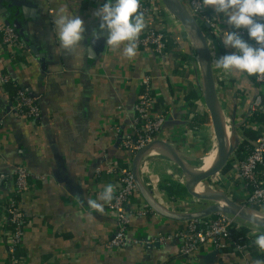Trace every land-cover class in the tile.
Returning a JSON list of instances; mask_svg holds the SVG:
<instances>
[{"label":"crops","instance_id":"1","mask_svg":"<svg viewBox=\"0 0 264 264\" xmlns=\"http://www.w3.org/2000/svg\"><path fill=\"white\" fill-rule=\"evenodd\" d=\"M105 2L0 0V22L4 23L6 18L13 20L15 16L9 13L16 10V18L21 22L19 28L23 31V36H19L22 47L14 48V58L0 44V264H9L3 217L13 194V169L18 165L41 177L39 181H31L30 190L21 202L27 224L18 251L19 264H255L257 260L264 261V251L254 245L252 234L253 240L242 252H220L202 245L188 258L179 255L180 239L174 238L166 244L154 241L183 224L155 213L145 198L165 212L189 214L182 211L179 198L170 200L161 189L171 184L165 182V185L161 175L172 159L176 162L175 157L185 166L202 156L197 139L201 127L194 131L188 127V113L200 102L188 98V93L199 87L200 75L193 65L191 41L185 39V35L190 39L189 36L177 28V20L166 11V27L178 48L167 53L165 60L148 49H137L135 57L128 59L123 55V44L114 49L106 45L104 38L93 44L91 33L99 30V20L93 13ZM61 9L64 14H78L85 21V40L74 53L61 49L56 36L54 19ZM206 10L223 19L211 7ZM226 25L224 30L233 29ZM210 38L214 59L234 51L225 47L219 36ZM90 47H94L95 56L87 54L86 49ZM213 71L214 77L220 72L225 75L222 83L215 79L216 89L219 102L233 115L234 126L237 109V125L245 122L256 91L252 81L236 70L225 72L215 67ZM3 76H8V83L1 82ZM144 76L151 77L154 110L165 116V123L159 133L161 141L150 146L136 162L131 159V169L136 163L135 177L142 193L137 191L129 200L132 216L127 236L151 243L108 250L106 245L116 229V220L106 210L107 203L99 197L108 184L115 190L117 178L104 170L108 165L120 166L130 160L119 148L114 129L119 128L121 134L131 132L134 106ZM9 85L38 98L40 118L36 122L11 115ZM240 92L246 95L242 107L236 100ZM156 146L158 152L151 154ZM97 167L103 171L95 176ZM231 177L223 184L227 187V181H233L228 186L233 197L235 188L241 186L236 174ZM89 199L103 204V213L91 209L87 204ZM140 210H144V215L136 214Z\"/></svg>","mask_w":264,"mask_h":264},{"label":"built area","instance_id":"2","mask_svg":"<svg viewBox=\"0 0 264 264\" xmlns=\"http://www.w3.org/2000/svg\"><path fill=\"white\" fill-rule=\"evenodd\" d=\"M179 1L195 20L198 19L207 26V35H204L206 39L208 38L212 69H214L216 66L213 58V41L210 37L221 35L222 31L227 27L226 22L223 19L214 17L212 14H206V8L198 10L197 0ZM139 11L143 12L147 26L139 36L137 49H148L161 60H165L167 58L165 34L168 31L165 21V9L159 0H140ZM221 28H223L222 31ZM233 30L227 29V31ZM239 35L245 37L253 46H257L255 41L249 40L245 29H240ZM0 44L4 52L11 58H14V48L22 47L16 30L12 26L1 22ZM244 74L247 77L249 76L246 73ZM224 77V73L220 72L214 78L222 83ZM253 77V85L256 91L251 98L248 115L264 116V78H257L256 75H253ZM1 82L3 84L8 83V76H3ZM244 93L236 95L237 103L245 100L246 95ZM154 109L155 97L151 86V77L144 76L140 81V92L134 106L135 116L131 122V132L129 134H121L119 128L116 127L114 129L118 135L119 148L130 156V160L120 166L115 164L108 165L104 170L108 174H115L117 178L113 199L105 205L108 213L114 216L116 220V229L106 245L108 250L122 248L131 244L151 243L131 239L127 236V231L131 224L132 216L129 200L138 191L135 176L131 169V159L135 158L139 152L159 141V133L165 123V116ZM10 112L17 119L36 122L40 118L38 98L30 95L24 89L16 87L12 95ZM256 126L259 127V125ZM259 167L261 170L258 169ZM102 171L100 167L95 168V176H98ZM13 178V194L8 199L5 207L3 226L6 235L5 245L9 264H19L18 251L23 228L27 224V218L21 210V202L30 190L31 181H39L41 177L32 175L24 166L18 165L13 169ZM236 180L241 186L240 188H235V196L238 198L236 201L244 207L264 214V129L259 132L257 138L250 146L248 155L238 163ZM232 183L233 181H227L229 187L232 186ZM225 195L232 198L229 192L225 193ZM136 214L142 216L144 215V210H140ZM211 216L182 222L181 228L170 234L159 235L154 241L159 244H166L174 238L180 239L182 243L179 246V255L186 258L195 254L202 245L210 246L220 252L229 250L235 252L244 251L249 244L241 245V240L234 238V231L244 225L241 223L242 221L240 222L239 219L226 213H218L214 214V217ZM248 239L249 243L253 240L251 235L248 236Z\"/></svg>","mask_w":264,"mask_h":264},{"label":"clouds","instance_id":"3","mask_svg":"<svg viewBox=\"0 0 264 264\" xmlns=\"http://www.w3.org/2000/svg\"><path fill=\"white\" fill-rule=\"evenodd\" d=\"M197 6L198 10L211 7L217 16L222 14L224 21L234 29L224 30L219 35L223 45L234 51L214 59L215 66L225 72L236 70L249 76L264 78V0H197ZM139 9L140 0H106L93 13L99 20V30L91 33L93 44L104 38L106 45L114 49L123 44V55L126 58L135 57L137 41L147 26L144 14ZM54 25L61 49L74 53L77 46L83 44L87 29L80 15H66L61 9L54 19ZM240 29H245L249 40L255 41L257 46L242 38L239 35ZM195 46L203 48L208 43L198 40ZM86 52L91 56L96 55L94 47L86 49ZM113 193L114 186L108 184L99 199L110 203ZM87 204L99 213L104 211L103 204L96 200L89 199ZM249 219L253 224L264 222V218L256 214H251ZM254 245L264 251V233L256 235ZM255 264H264V261L257 260Z\"/></svg>","mask_w":264,"mask_h":264},{"label":"water","instance_id":"4","mask_svg":"<svg viewBox=\"0 0 264 264\" xmlns=\"http://www.w3.org/2000/svg\"><path fill=\"white\" fill-rule=\"evenodd\" d=\"M162 4L165 11L170 14L173 18H175L180 25L183 27L187 35L189 36L190 40L192 41L193 45H196L198 40L207 41L202 28L196 22V20L188 13L186 8L181 4L179 0H159ZM11 16H15L13 20H9L6 18L4 24L12 26L14 29L17 30L19 36H23V31L20 30V20L16 18L17 12L13 10L9 13ZM207 28V26H206ZM196 52L199 57V72H200V82L202 86V95H203V102L208 113L209 121L213 128L214 138L216 142V151L218 155L217 163L209 170L195 176L190 180V182L184 187L186 189L187 194L192 197L193 199L197 200L199 203L203 204L206 208L190 213V214H172L165 212L158 208L155 204L151 201L146 199L147 205L157 214L171 219L175 221L187 222L196 219H202L209 217L214 214L218 213H226L229 214L240 221L248 224L249 226H256L264 231V222L261 224H253L250 222V215L256 214L257 216L264 218L261 214L251 208L244 207L241 203L237 202L236 200L227 197L225 194H213L209 197L199 196L197 192L194 191V186L198 183H203L207 181L211 177H214L222 171V169L226 166L227 162L229 161L231 155L233 154V147L227 146L226 138L223 132L221 119H220V102L219 97L216 89L215 78L213 75L212 69V58H211V51L209 44L203 48L196 47ZM147 147L145 150L139 152L135 158L134 162L140 159L141 155L148 149ZM175 160L179 167L182 169L183 174H186L187 168L175 157ZM135 165H133L132 172L135 176ZM136 180V177H135ZM137 188L140 193H142V189L139 187L137 180H136Z\"/></svg>","mask_w":264,"mask_h":264},{"label":"trees","instance_id":"5","mask_svg":"<svg viewBox=\"0 0 264 264\" xmlns=\"http://www.w3.org/2000/svg\"><path fill=\"white\" fill-rule=\"evenodd\" d=\"M205 13L210 15V13L207 10H205ZM196 22L199 24V26L203 30V33L205 34L207 31L206 26L202 24L198 19H196ZM165 35H166V53H169L172 50L177 49L178 46H177L176 41L170 34V32L167 31ZM242 38L247 40L245 37H242ZM185 39H187L186 41H190V39H188L186 35H185ZM248 79L251 80L252 83H254L253 75L248 76ZM198 88L191 89L188 93V98H194L196 101L203 102L201 82ZM15 89L16 88L13 89L12 87H10V85L8 86V90L11 93V95L14 94ZM237 112H238V109L236 111V114ZM188 119H189L188 127L190 131H194L195 129L200 128L204 124H207L209 122L208 113L200 112L198 110V106L191 107L190 112L188 113ZM255 125H259V127L256 126L257 127L256 129ZM262 129H264V116L256 115V114H250L245 122L237 126V130L240 134L239 144H238V147L235 150H233L232 156L230 157L226 166L220 172V175L223 177L222 183L229 177L233 179V177L231 176L236 174L238 163L242 161L248 155L250 146L255 141L259 132ZM258 169L261 170L260 167ZM161 189L166 193V195L168 196L170 200H175L177 196L186 194V189L184 187L178 186L175 183H171L168 186H162ZM232 198L235 200H238V198H236L235 196H233ZM211 217H214V215H212ZM252 233L253 232L252 230H250V227H248V224L244 223L242 228L234 231V238L240 239L241 245H247L249 243L248 236H250ZM255 257L260 258L261 255L255 254Z\"/></svg>","mask_w":264,"mask_h":264},{"label":"rangeland","instance_id":"6","mask_svg":"<svg viewBox=\"0 0 264 264\" xmlns=\"http://www.w3.org/2000/svg\"><path fill=\"white\" fill-rule=\"evenodd\" d=\"M175 24H177L176 26H177L178 29H180V30L183 29V28H181L182 26L177 21L175 22ZM190 44H191V53L193 55L192 56L193 65H194L195 71H197L199 73V75H200V72H199V57L197 55V52L194 50L193 45H192L191 42H190ZM198 79H199V82H200V78H198ZM242 103H244V101L239 102L237 104H239V106L242 107ZM197 106H198V110L200 112H207L206 108H205V105H204V102L200 101L199 105H197ZM220 108H221V111L223 113V117L230 124V126L233 128V134H234V138L235 139H234V143H233L232 147H233V150H235L238 147L239 140H240V134H239V132L237 130L238 117H237V115L235 113V126H234L233 115L231 114V112L229 110H227L226 105H223V104L220 103ZM197 134H198L197 139H198V141L201 144V150H202V156H203L204 153H207L208 149L211 148V146H212V142H211L212 141V135H211V123H210V121L207 124H204L199 129V131H197ZM159 141H161V140L159 139ZM170 162H171V164L169 163V168H163V173L161 175L162 176L161 177L162 182H164V184H165V182H166V184L175 183V184H177L180 187H185V184L188 182V176L183 174V171L179 167L177 162H175L173 159ZM209 168L201 169V170H207ZM166 172H168V174ZM222 178L223 177L220 174H218V175H216L214 177H211L207 181H204L203 183H198V184H196L194 186V191L197 192V194L199 196H203L202 193L207 194L208 196H212L213 194H220V193L221 194H225L228 191V186L226 187V186L222 185L223 184L222 183ZM219 184H220V186H219ZM177 198H179V201H180L179 203L183 205L182 211H186L189 214L201 211V210L206 208L203 204L199 203L197 200H195L192 197H190L187 194V192H186V194H182L180 196H177ZM241 223L244 224L243 222H241ZM248 227H250V230H252V232H253L252 235L255 238H256L257 234L264 233V231L262 229H260V228H258L256 226H249L248 225Z\"/></svg>","mask_w":264,"mask_h":264},{"label":"bare ground","instance_id":"7","mask_svg":"<svg viewBox=\"0 0 264 264\" xmlns=\"http://www.w3.org/2000/svg\"><path fill=\"white\" fill-rule=\"evenodd\" d=\"M191 43H192V41H191ZM192 45H193V43H192ZM193 48L196 51L195 45H193ZM220 119H221L223 132H224V135H225V138H226L227 146L232 147V145L234 143V139H235L234 138V134H233V128L230 126V124L223 117L222 111L220 112ZM211 135H212V141H211L212 142V146H211V148L208 149V152L204 153L203 156H200L195 162L190 163L188 165L187 164L185 165V166H187L186 167L187 168V172H186L185 175L188 176V182L185 184V186L190 182V180L192 178H194L195 176H198L200 174H203L207 170L211 169L217 163L218 155H217V151H216V142H215L212 126H211ZM158 150L159 149L156 146L150 152H151V154H153V153L155 154L156 152H158ZM206 168H209V169L201 170V169H206ZM202 195L204 197H209L207 194H204V193H202ZM261 216H264V215L261 214Z\"/></svg>","mask_w":264,"mask_h":264}]
</instances>
